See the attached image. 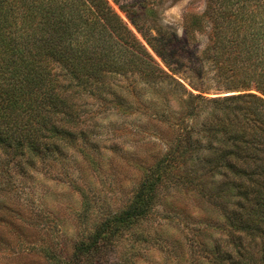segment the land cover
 <instances>
[{
	"label": "rangeland",
	"instance_id": "rangeland-1",
	"mask_svg": "<svg viewBox=\"0 0 264 264\" xmlns=\"http://www.w3.org/2000/svg\"><path fill=\"white\" fill-rule=\"evenodd\" d=\"M107 2L165 75L146 76L114 42L117 65L61 94L66 112L51 116L39 151L0 146V264H235L264 237L228 219L242 196L208 120L240 97L264 99L230 70L245 32L264 34V0ZM146 38L166 45L170 69ZM112 219L125 222L73 262Z\"/></svg>",
	"mask_w": 264,
	"mask_h": 264
},
{
	"label": "trees",
	"instance_id": "trees-1",
	"mask_svg": "<svg viewBox=\"0 0 264 264\" xmlns=\"http://www.w3.org/2000/svg\"><path fill=\"white\" fill-rule=\"evenodd\" d=\"M146 39L170 69L166 45ZM238 39L233 35L231 41L227 35L223 46L227 49ZM242 41L230 70L243 75V87H255L264 95V34L249 30ZM114 42H123L142 61L146 76L165 75L107 0H0V146L22 155L39 151L51 116L66 112L68 104L61 94L71 85L82 86L87 76L101 73L104 67L117 65ZM236 100L235 108L223 107L209 117V127L227 138L214 155L229 170L225 176L242 196L228 219L241 230L264 237V99L249 95ZM149 185L154 184L149 181ZM124 222L106 221L89 241L76 246L73 262L100 251L110 225V231H117ZM235 255V264H264V242L258 250L243 243ZM226 256L232 260L230 252Z\"/></svg>",
	"mask_w": 264,
	"mask_h": 264
}]
</instances>
